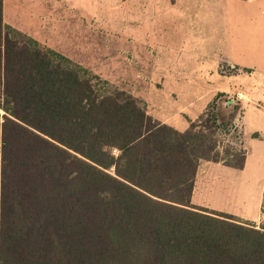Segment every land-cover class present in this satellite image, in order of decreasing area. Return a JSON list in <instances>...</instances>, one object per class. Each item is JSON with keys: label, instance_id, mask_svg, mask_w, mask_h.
Here are the masks:
<instances>
[{"label": "trees", "instance_id": "1", "mask_svg": "<svg viewBox=\"0 0 264 264\" xmlns=\"http://www.w3.org/2000/svg\"><path fill=\"white\" fill-rule=\"evenodd\" d=\"M1 12L0 264H264L263 228L192 205L203 162L244 168L237 116L163 124Z\"/></svg>", "mask_w": 264, "mask_h": 264}, {"label": "rangeland", "instance_id": "2", "mask_svg": "<svg viewBox=\"0 0 264 264\" xmlns=\"http://www.w3.org/2000/svg\"><path fill=\"white\" fill-rule=\"evenodd\" d=\"M75 1L62 0L61 4L52 5L57 12L52 15L53 18L40 21L17 18L8 19L9 24L3 22L26 35L28 33L36 34L39 39L37 42L41 43V47L49 48L67 57L75 64L81 65L84 69L100 77L104 84L106 82L105 85L108 88H116L130 93L142 102L147 111H149L150 98H154V103H163L164 99L157 100V94L167 92L168 85L159 84L160 82L154 83L156 68L152 62L153 59L157 56L159 71L177 70L176 68L180 64L176 60L180 50L193 47V44L198 43L200 38L198 35L189 34L184 27L187 21L184 18L186 5L181 3L182 0H84L79 4ZM199 6L194 5L197 12ZM72 8H83L82 10L85 12L84 8H88L89 14L87 16L80 11L79 18H75L76 15L70 11ZM49 9L50 5H48ZM247 11L251 12L252 10L248 8ZM62 16L63 19L60 18ZM259 26L264 27V15L256 20L255 28H259ZM239 32V35H236L238 37L235 39V44L238 55L243 57L248 52L247 30L244 28ZM226 36L222 34L221 37L226 38V42L230 45L231 40L228 38V34ZM221 47L224 51L228 49L226 43ZM150 50L155 55H151ZM219 51L214 49V52L220 53ZM253 51H255L254 56L251 53V58L244 59V61L248 63L249 60L256 65L264 64V59L257 58V49L255 48ZM164 53H166V57ZM214 59L208 57V63L214 62ZM244 61L243 64H246ZM166 63H172L173 68L166 67ZM236 67L232 68L231 65L228 66L224 62L220 68H207V84L187 85L195 87L197 90L203 87L207 88L208 97L212 98L207 108L217 99V113L220 121H227L233 115L237 116V119L244 106L248 109L251 108L248 105L252 104L264 107V84L248 78L253 70L252 67H242L238 64ZM0 73H2L1 49ZM218 74L222 77H219ZM231 74H236L238 77L230 80ZM215 77L222 80L216 82ZM230 89L231 92L228 93L219 92ZM189 107L192 106L189 105ZM252 123V117L249 114L243 122L245 129L249 130ZM241 137L242 134L236 129L230 130L228 134L220 132L219 139H222L223 145L231 144L236 149L243 151ZM221 149L225 148L221 146ZM251 149L250 156L255 159L259 152L256 147ZM206 163H202L201 173L202 177L210 180H206L209 182L210 190L206 191L205 198L210 201L212 208L235 211L238 208L236 200L246 198L240 195L242 191L249 190L255 193V188L243 190L240 186V188L233 186L238 190L235 193L224 195L220 191V183L216 184L213 180L214 174L217 173L215 167L206 166ZM252 170L254 172L249 170V181L259 178L258 169L252 168ZM220 182L230 184V181L222 176ZM262 226L261 224L260 228Z\"/></svg>", "mask_w": 264, "mask_h": 264}, {"label": "crops", "instance_id": "3", "mask_svg": "<svg viewBox=\"0 0 264 264\" xmlns=\"http://www.w3.org/2000/svg\"><path fill=\"white\" fill-rule=\"evenodd\" d=\"M80 2L83 3L84 0L75 1L77 4ZM57 3L61 4L62 0H2L1 16L7 24H9L8 19L17 18L46 20L47 18H53L52 15L57 13L54 7ZM181 3L186 5L184 18L187 21L184 27L189 34L198 35L200 38L198 43L193 44V47L180 50L176 60L180 64L177 66V70L159 71L157 56L154 59L152 57L153 65L156 68L154 83L160 82L159 84L168 85V91L157 94V100L164 99L163 103H154V98L149 99L148 114L155 120L183 132L190 128L191 121L199 119L211 102L212 98L208 97L206 87L197 90L195 87L187 86L207 84V68H220L224 62L228 66L231 65L232 68H237V64L242 67H252L253 70L248 78L264 84V70H261L264 68V64L256 65L249 60L248 63L244 61V59L251 58V53L254 56L255 51L253 50L255 48L258 51L257 58L264 59V27H261V25L259 28H255L256 20L264 15V0H182ZM196 4L200 5L198 12L194 7ZM48 5H50L49 10ZM248 8L252 11H247ZM82 9L72 8L70 11L76 15L75 18H79L78 14L80 11L88 16V8H84L86 12ZM60 18L63 19V16ZM244 28L247 30L246 43L248 52L241 57L238 55L235 39L238 37L236 35H239V31H243ZM222 34L225 37L228 34V38L231 40L230 45L226 42V38L221 37ZM28 35L36 41L39 40L34 33H28ZM225 43L228 46L226 51L221 47ZM218 48L222 49V51H219ZM214 49L220 53L214 52ZM261 52L263 53L261 54ZM150 53L155 55L152 54V50H150ZM164 54L166 57V53ZM208 57L215 58L214 62L208 63ZM243 61L246 64H243ZM171 64L166 63L165 66L173 68ZM218 75L222 77L220 74ZM219 77H215L216 82L222 80H219ZM237 77L238 75L231 74L229 78L233 80ZM1 83L2 73H0V90H2ZM219 92L228 93L231 92V89ZM189 105L192 107L190 108ZM248 106H251V108L248 109V107L244 106L242 112L239 113L238 118L234 121L235 129H238L239 133L242 134V147L246 152L244 168L238 170L224 166L221 163L212 162H207L206 166L215 167L217 173L214 174L213 180L216 184L220 183V191L224 195L235 193L238 190L233 186L242 187L243 190L255 188V193L249 190L246 192L242 191L240 195L246 198L236 200L238 208L235 211L224 208H212L210 201L205 198L206 191L210 190V185L209 182H206L209 179L202 177L201 167L203 166L201 165L195 182L192 205L226 212L256 225L257 228H260L262 224L264 229V107L255 106L254 104ZM165 107H167V112ZM247 109L249 110L248 112ZM249 114L253 123L250 125V129L246 130L243 122ZM252 147H256L259 152L255 159L250 156ZM252 168L258 169L259 178L249 181V170L254 172ZM221 176L226 177L230 184L220 182Z\"/></svg>", "mask_w": 264, "mask_h": 264}]
</instances>
